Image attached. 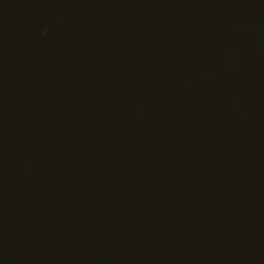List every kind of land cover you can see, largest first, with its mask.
<instances>
[{
  "label": "water",
  "instance_id": "95a60500",
  "mask_svg": "<svg viewBox=\"0 0 264 264\" xmlns=\"http://www.w3.org/2000/svg\"><path fill=\"white\" fill-rule=\"evenodd\" d=\"M0 264H264V0H0Z\"/></svg>",
  "mask_w": 264,
  "mask_h": 264
}]
</instances>
